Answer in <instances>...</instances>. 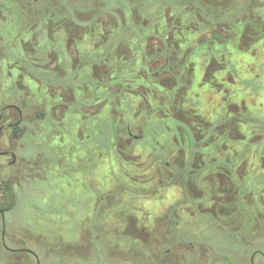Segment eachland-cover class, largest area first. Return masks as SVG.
I'll list each match as a JSON object with an SVG mask.
<instances>
[{"label": "flooded vegetation", "instance_id": "flooded-vegetation-1", "mask_svg": "<svg viewBox=\"0 0 264 264\" xmlns=\"http://www.w3.org/2000/svg\"><path fill=\"white\" fill-rule=\"evenodd\" d=\"M110 1L0 0V248L39 264L29 229L10 246L6 221L24 195L50 219L60 183L89 186L87 222L110 215L141 261L158 248L232 264L205 239L217 232L244 248L239 264H264L251 243L264 221V0ZM87 235L63 247H91Z\"/></svg>", "mask_w": 264, "mask_h": 264}, {"label": "rangeland", "instance_id": "rangeland-1", "mask_svg": "<svg viewBox=\"0 0 264 264\" xmlns=\"http://www.w3.org/2000/svg\"><path fill=\"white\" fill-rule=\"evenodd\" d=\"M107 3L111 4L113 2L107 0ZM254 49L255 47H252V49L248 50V55L245 57L251 64L256 63V57L249 55L253 53ZM231 57V62L233 64L238 61H243L244 59L234 51H232ZM55 187V189L51 190L50 194V198L53 200L50 202V209H53L56 214H50V219L48 216L40 217L38 211L33 210L31 204L36 205L41 211L42 206L39 199H34L31 195H29V197L23 196L15 207V211L8 216L6 221L7 229L4 233L8 245L19 246L22 244V241L25 240L22 236V230H24V226H26L30 232L24 233L29 240L28 247L38 256L39 264H153L151 262L153 261L152 259H162L166 261L164 258L166 255L162 253L164 249H148V252L151 251L149 256L151 258L144 259L145 262L143 260L141 261L142 250H135L137 254L132 255L134 253H129V250L124 249L123 246H125L126 238H115V233H113L110 228V226L112 227V217L110 215L106 214V216H104L102 214V217H100V221L102 222L101 227L99 223H97V225L94 224L95 226L89 224V222H87L89 215L84 216L85 213H90L91 209L89 206L92 203V194L89 193V186L86 185L82 189L74 190V188H78V186L71 185L70 190H68L67 186L63 187V185L59 183ZM39 188L41 190L43 187L40 186ZM117 200L122 211H127L126 200L120 194L117 196ZM101 207L102 206H100L98 212L105 210ZM31 209L33 211H30ZM254 211L255 208L247 209L248 218L254 215ZM32 217L40 218H35V222L27 224L28 222L26 221ZM47 220L50 221L48 222ZM258 223L261 229L259 231L260 233L253 236L251 243L264 250V221ZM80 224L85 225L84 230L79 228ZM13 225H19V227H16L18 229L16 233L12 232L11 226ZM249 230V227H247L246 234L249 233ZM88 233L92 238L90 243L91 247L74 248V250H68L63 247L64 244L74 241H80V244L83 245L84 242H82V240H88ZM205 239L209 241V244H211L216 253L220 252L229 255V257H227L232 260V264H239L238 255L244 248L238 243H234L228 237V234L214 232L206 234ZM108 241H111V243L118 247L117 250L119 253L115 249L107 247ZM180 252H183L185 256H190L187 251L181 249H172L168 256L178 257ZM0 264L35 263L26 255H23L22 252H15L13 250L4 251L0 248ZM166 264L180 263H178L177 260H172V262L167 260Z\"/></svg>", "mask_w": 264, "mask_h": 264}]
</instances>
